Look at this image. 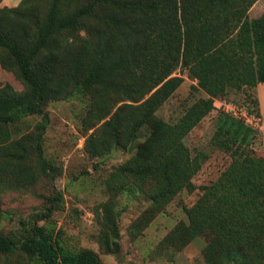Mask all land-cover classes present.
Returning <instances> with one entry per match:
<instances>
[{
	"label": "trees",
	"instance_id": "1",
	"mask_svg": "<svg viewBox=\"0 0 264 264\" xmlns=\"http://www.w3.org/2000/svg\"><path fill=\"white\" fill-rule=\"evenodd\" d=\"M256 1L21 0L0 6V68L14 71L27 88L18 94L0 87V187L27 188L48 173L53 179L42 148L49 122L44 108L81 94L92 101L87 129L103 121L85 141L91 158L131 148L149 125L116 173L133 187L152 180L147 196L153 212L181 191H194L192 179L203 159L191 155L184 139L213 110L214 100L224 101L229 89L251 91L257 108L249 114L260 118L256 87L264 84V12L248 14ZM177 66L208 98L173 124L151 121L182 82L170 77ZM31 117L44 120L33 131L24 121ZM258 140V129L218 112L211 143L232 162L185 209L187 225L167 235L173 248L181 250L210 231L213 239L202 250L206 264H264V159L253 147ZM60 196L54 189L50 207L20 220L16 231L0 233V255L17 251L40 264H100L94 251L65 250L39 225ZM103 212L104 232L118 239L108 208ZM104 232L101 244L115 253L117 244Z\"/></svg>",
	"mask_w": 264,
	"mask_h": 264
},
{
	"label": "rangeland",
	"instance_id": "2",
	"mask_svg": "<svg viewBox=\"0 0 264 264\" xmlns=\"http://www.w3.org/2000/svg\"><path fill=\"white\" fill-rule=\"evenodd\" d=\"M21 0H2L0 6L15 7ZM251 11V12H250ZM264 12V0H257L249 9L250 17ZM170 77L180 78L181 84L152 116L168 123L177 122L197 101L208 95L189 77L186 68L177 66ZM10 86L16 93H25L27 88L14 71L0 68V87ZM255 95L251 91L229 89L225 107L219 108L214 100L209 112L185 137L184 142L192 156L203 159L192 182L195 190L181 191L163 209L153 212L147 191L151 179L134 187L117 176L116 168L126 162L143 142L149 125L138 133L129 149L113 148L106 154L91 158L85 148L87 137L95 128L87 129L85 121L91 106V96L77 94L68 99L50 101L44 110L49 122L43 135L44 157L52 165L53 174L41 175L38 181L27 188L0 187V233L7 234L18 229L19 221L43 212L52 205L53 190L61 194L55 211L48 220L39 222L46 232L65 250L82 249L94 251L100 264H206L202 250L213 239L210 231L202 232L181 250L173 248L167 235L179 224L187 225L185 209L193 206L202 196V187L210 186L230 166V154L213 147L211 140L216 129L218 112L234 114L257 129L255 115L249 114ZM223 101V100H222ZM33 131L44 122L41 117L24 120ZM256 155L260 153L259 140L255 142ZM32 164H35L33 159ZM37 166V165H36ZM104 208L115 221L119 238L104 231ZM117 244L115 253L108 252L101 244L102 234ZM112 245V243H110ZM114 252V251H113ZM0 264H40L32 262L23 254L14 252L0 255Z\"/></svg>",
	"mask_w": 264,
	"mask_h": 264
},
{
	"label": "crops",
	"instance_id": "3",
	"mask_svg": "<svg viewBox=\"0 0 264 264\" xmlns=\"http://www.w3.org/2000/svg\"><path fill=\"white\" fill-rule=\"evenodd\" d=\"M9 1L13 2V0H9ZM248 14H250V13H248ZM256 97H257L258 102H259V111H260V118L258 119L259 123L257 125V129L259 130L260 135H261L260 152L262 153V156L264 159V84H258L257 85Z\"/></svg>",
	"mask_w": 264,
	"mask_h": 264
},
{
	"label": "built area",
	"instance_id": "4",
	"mask_svg": "<svg viewBox=\"0 0 264 264\" xmlns=\"http://www.w3.org/2000/svg\"><path fill=\"white\" fill-rule=\"evenodd\" d=\"M217 102H219V108H221V107H225V101H222V100H219V101H217ZM214 105H215V103H213ZM216 106V105H215ZM228 112V111H227Z\"/></svg>",
	"mask_w": 264,
	"mask_h": 264
}]
</instances>
